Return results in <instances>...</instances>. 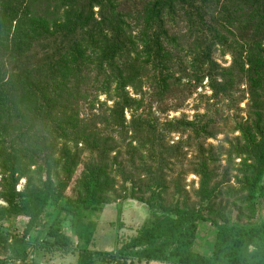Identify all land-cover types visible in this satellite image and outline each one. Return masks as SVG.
Returning <instances> with one entry per match:
<instances>
[{
    "label": "trees",
    "instance_id": "1",
    "mask_svg": "<svg viewBox=\"0 0 264 264\" xmlns=\"http://www.w3.org/2000/svg\"><path fill=\"white\" fill-rule=\"evenodd\" d=\"M216 50L231 55L230 65L218 62ZM176 70L196 83L208 78L217 99L229 100L241 84L249 94L248 117L237 123L240 135L228 156L240 158L238 186L228 187L227 173L214 184L203 154L192 204H166L159 191L136 196L141 188L134 181L166 176L179 154L165 145L166 132L191 128L200 135L209 125L144 113L127 123L125 116L144 107L145 85L159 99L169 94L180 80ZM91 83L118 97L109 116L76 113ZM99 123L116 126L120 139ZM129 133L126 144L121 136ZM71 138L90 156L68 195L82 162ZM0 174V264H34L39 250L76 253L74 264H264V219L252 222L264 204V0H0ZM118 176L130 191L117 186ZM128 196L160 213L113 250H97L91 215ZM231 203L234 218L224 215ZM201 225L214 235L208 254L195 246Z\"/></svg>",
    "mask_w": 264,
    "mask_h": 264
},
{
    "label": "rangeland",
    "instance_id": "2",
    "mask_svg": "<svg viewBox=\"0 0 264 264\" xmlns=\"http://www.w3.org/2000/svg\"><path fill=\"white\" fill-rule=\"evenodd\" d=\"M132 1V0H131ZM98 8H95V11ZM186 32V30L184 29ZM39 56L44 53L42 49L39 50ZM188 60L192 55H188ZM214 57L222 66H228L231 63V55L226 53L222 55L221 50H216ZM177 71V70H176ZM176 76L180 80L174 83L171 92L161 99L154 96L149 89V85L144 86L145 103L144 107L138 110H125V116L127 123L131 120L133 113L139 115L144 113L146 115H153L155 118H159L160 122H166L172 119H186L187 121H197L198 124L209 125L208 132L197 135L191 128L183 129L179 132H166L164 135L165 145L167 147L176 148L179 151L177 157L169 160L170 166L165 169V177L160 178L158 176H138V180L135 179L137 185L141 188V191L136 196H142L145 199H149L153 191H159L161 198L166 204L174 202H183L184 200L190 204L198 201L196 191L200 186V176L196 173V163L201 156L205 154L207 156L211 169L216 173L214 177V184L216 181L222 179L227 173L228 178L231 179L230 188L237 187L236 175L239 174L237 168L240 162V158L234 159L235 161L229 162V153L236 143L237 138L240 135V131L236 129L237 123L245 121L249 114L248 99L249 94L245 84L239 85L236 88L232 98L224 99L215 98L212 94V90L209 85L208 78H204L201 82L196 83L194 78H190L189 74H183L176 72ZM101 86L96 83L89 84V87L85 91L86 97H82L76 107V113L81 118H88L93 120L96 115L104 117L109 116L110 108L114 106L116 97L115 92L112 91L109 95L103 93L100 89ZM129 94L136 99L142 98L141 94H136L131 87H127ZM112 96V97H111ZM76 115V114H75ZM152 117V116H151ZM105 124L99 123L102 128ZM107 133L115 135V139L119 140L116 126L111 127L109 130L105 125ZM211 134H207V133ZM131 133L122 135L121 138L126 139L127 143L131 141ZM55 138V136H54ZM72 139V138H71ZM121 143V140H120ZM73 152H77L80 155L81 163L74 174L73 184L68 188L67 194L72 195L74 193L72 187L76 182V178L80 175L86 158L90 156L87 149L83 150V144L80 143L76 146L75 141H69ZM135 144V143H134ZM125 144L122 143L124 148ZM115 154V153H114ZM113 154V155H114ZM127 158L129 157L128 154ZM196 164V165H195ZM32 170L35 166L31 167ZM4 175V174H3ZM2 174H0V185L2 183ZM162 181V185L160 181ZM117 186H126L129 188L128 183H124L123 179L117 177ZM26 183V178H22L17 185V190L23 189ZM213 184V185H214ZM124 187V188H126ZM1 189V186H0ZM124 195V191H120ZM224 194V196H223ZM225 193L220 194L216 199L217 206L225 205ZM235 200L234 198L231 201ZM3 203V201H0ZM239 205V200L237 201ZM160 212L155 209H150L149 205L145 201H141L138 197L131 198L130 196L118 199L105 205V207L98 212L92 214V219L97 223L94 233V247L97 250L111 251L117 246V241L121 242L134 236L137 231L145 226L151 224L156 214ZM225 216L236 217L238 208L232 203L226 208L224 212ZM232 216H231V215ZM264 219V204L260 206L257 212V217L252 220L259 221ZM123 222V226L120 223ZM244 222H249L248 219H244ZM13 222L6 223V227L13 226ZM15 230L22 235L23 223L20 220L15 221ZM209 226L201 225L200 238L196 243V250L208 254L210 252L211 243L214 238L213 233L209 229ZM70 233L69 229L65 230ZM13 242V239L11 240ZM77 254H59L50 253L46 251H36L34 254V264H74ZM142 264H166L159 261H150L149 263Z\"/></svg>",
    "mask_w": 264,
    "mask_h": 264
}]
</instances>
